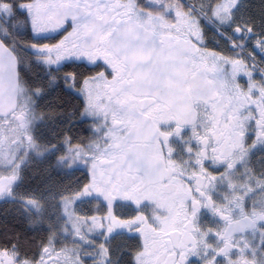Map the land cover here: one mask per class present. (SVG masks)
<instances>
[{
  "label": "flooded vegetation",
  "instance_id": "af4514ba",
  "mask_svg": "<svg viewBox=\"0 0 264 264\" xmlns=\"http://www.w3.org/2000/svg\"><path fill=\"white\" fill-rule=\"evenodd\" d=\"M258 4L0 3L18 65L16 107L0 115V220L31 238L0 232V264H264V76L238 53L264 68ZM135 26L178 55L147 77L180 79L186 60L189 110L174 115L154 84L133 92L116 46ZM60 94L79 104L67 124L51 115ZM132 149L151 157L142 169Z\"/></svg>",
  "mask_w": 264,
  "mask_h": 264
},
{
  "label": "water",
  "instance_id": "95a60500",
  "mask_svg": "<svg viewBox=\"0 0 264 264\" xmlns=\"http://www.w3.org/2000/svg\"><path fill=\"white\" fill-rule=\"evenodd\" d=\"M117 55L128 65L134 74L133 92L142 94V90L149 85H155L153 92L148 94L156 99L163 101L176 116L184 110V103L188 110L191 103L185 88V68L186 60L181 56V78L177 80H156L147 77L148 66L155 67L151 72H161L159 68L165 62L172 63L178 55L174 52H164L159 40L151 33H148L141 27L131 28L124 37L117 41ZM168 83L173 84L172 89L176 86L178 92L171 90L170 93L163 89L170 88ZM165 84V86H164ZM153 89V88H152ZM18 93V71L17 60L14 54L0 40V115H7L16 107ZM182 102L180 105L179 102ZM129 162L144 167V163L150 160L146 151L137 152L132 149L127 153ZM149 158V159H148ZM142 171V170H139ZM154 174L156 172L154 171ZM156 176H151L148 180L150 183L157 182Z\"/></svg>",
  "mask_w": 264,
  "mask_h": 264
},
{
  "label": "trees",
  "instance_id": "16d2710c",
  "mask_svg": "<svg viewBox=\"0 0 264 264\" xmlns=\"http://www.w3.org/2000/svg\"><path fill=\"white\" fill-rule=\"evenodd\" d=\"M26 0H0L3 4H9L12 9H15L19 4L25 2ZM255 14L258 19L263 20L264 19V4H258L255 8ZM14 14L15 12H9L7 16L12 15L13 17H10V20L6 21L3 18L4 23L7 22L8 25H12V22L14 20ZM6 16V15H5ZM6 16V17H7ZM4 31V30H3ZM79 105L77 101L73 97H65L64 95H59L58 98L54 99V106L55 110L51 113L53 116H59L62 115L63 117H60L59 120L66 121V124L68 121H71L73 118L70 116L72 113L73 106ZM62 128V127H61ZM65 130L60 129V132ZM75 130V129H74ZM0 232L1 234H5L4 236L8 237L9 239H16L19 237V241L23 245L30 244L31 238L25 234V232L22 230L21 226H19L16 223H8L0 220Z\"/></svg>",
  "mask_w": 264,
  "mask_h": 264
},
{
  "label": "rangeland",
  "instance_id": "374dc122",
  "mask_svg": "<svg viewBox=\"0 0 264 264\" xmlns=\"http://www.w3.org/2000/svg\"><path fill=\"white\" fill-rule=\"evenodd\" d=\"M15 25H16V23H14ZM20 25L18 24V27H19Z\"/></svg>",
  "mask_w": 264,
  "mask_h": 264
}]
</instances>
